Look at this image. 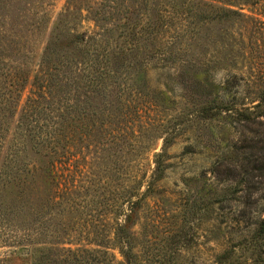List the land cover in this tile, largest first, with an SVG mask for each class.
I'll return each mask as SVG.
<instances>
[{
  "label": "trees",
  "instance_id": "obj_1",
  "mask_svg": "<svg viewBox=\"0 0 264 264\" xmlns=\"http://www.w3.org/2000/svg\"><path fill=\"white\" fill-rule=\"evenodd\" d=\"M262 2L67 0L30 71V44L47 20L42 0H0L2 263L175 264L178 254L150 260L143 252L134 232L143 179L130 167L161 141L159 178L163 152L194 122L264 118L263 90L244 109L208 79L216 90L203 94L194 52ZM149 66L173 67L189 106L151 90ZM263 239L264 218L214 263L264 264Z\"/></svg>",
  "mask_w": 264,
  "mask_h": 264
},
{
  "label": "rangeland",
  "instance_id": "obj_2",
  "mask_svg": "<svg viewBox=\"0 0 264 264\" xmlns=\"http://www.w3.org/2000/svg\"><path fill=\"white\" fill-rule=\"evenodd\" d=\"M66 1L42 0L40 13L47 20L31 41L30 71ZM242 13L249 18L220 34L213 29L212 37L194 46L204 69L202 93L216 90L208 79L238 109L251 108L250 98L264 91V2ZM147 83L168 92L178 109L189 106L173 67L149 66ZM231 114L214 123L194 122L182 132L163 152L159 178L153 177V154L162 153L161 141L132 163L130 173L143 179L139 193L145 194L134 232L150 260L175 253V264H215L216 256L252 235L264 218V118L239 123ZM7 250L0 247V264Z\"/></svg>",
  "mask_w": 264,
  "mask_h": 264
}]
</instances>
